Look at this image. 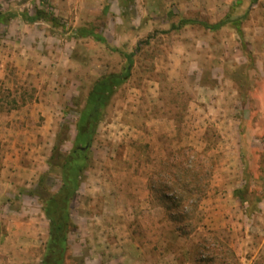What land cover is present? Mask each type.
Masks as SVG:
<instances>
[{"label": "rangeland", "instance_id": "1", "mask_svg": "<svg viewBox=\"0 0 264 264\" xmlns=\"http://www.w3.org/2000/svg\"><path fill=\"white\" fill-rule=\"evenodd\" d=\"M49 4L0 0L1 13L47 9L60 23L0 25V264L41 263L45 201L63 185L65 158L80 184L69 206L76 261L65 264H264V0ZM226 16L243 39L232 24L173 27ZM91 27L107 45L74 35ZM122 54H133L131 77L98 109L90 150L75 153L89 93L122 74ZM196 159L181 176L196 206L184 236L167 211L180 192L162 187Z\"/></svg>", "mask_w": 264, "mask_h": 264}, {"label": "trees", "instance_id": "2", "mask_svg": "<svg viewBox=\"0 0 264 264\" xmlns=\"http://www.w3.org/2000/svg\"><path fill=\"white\" fill-rule=\"evenodd\" d=\"M35 2H39L42 6L49 8V0H31ZM133 2V0H132ZM127 3V2H123ZM108 8H106L107 10ZM105 10V9H104ZM21 17L22 20L27 24H35L38 22H50L53 26H59V19L53 14L48 12L47 9H40L35 8L34 13L31 14L29 11H24L22 14H17L13 12L1 13L0 12V25L8 26V24L18 18ZM232 24L234 28H236L238 35L243 39V31L239 25V20H231L229 16H226L220 22L210 25L204 21L197 20V19H182L180 20L178 25L173 26L175 29H182L187 26L191 25H201L206 29L216 32L224 28L226 25ZM77 38H88L91 37L95 41L107 45V40L99 33L98 28H80L75 30L74 32ZM245 45V44H244ZM245 52L251 57V52L248 50L247 45L244 46ZM113 51L118 52V50L113 48ZM127 59V65L124 68L122 74L119 75H111L107 78H103L99 80L95 86L93 87L92 91L89 93L88 102L95 104V107L92 110H87L83 118L80 121L79 130L80 132H87L88 133V142L91 141L92 136L95 133L96 129V121L93 124V128L88 129L87 122L92 118H95L97 115L98 109L102 106V104L106 103L107 100L113 94V91L116 87L120 86L124 81H127L131 77V71L134 65L133 54H122ZM66 137L64 141H69V134L68 128H66ZM93 134V135H92ZM84 139L78 141V143L84 142ZM200 154H196L195 156L198 157ZM60 154L54 153L51 158V161H54L56 158H59ZM195 159V158H194ZM199 159L195 160L194 162L191 161L189 163V167L182 166L179 172H172L169 175L171 176V187L163 186L162 189L165 193L172 190H177L180 193L181 200L178 202H173L171 206L167 207V211L169 213V218L176 222L177 230L181 231V235L187 236L186 230L190 225L187 222L188 216L186 207H196L193 204H185V199L190 198L189 196L194 195L195 190L193 186L188 183L184 182L181 183V176L187 172H196V165L199 164ZM49 165L52 166L53 164L49 162ZM174 167V166H173ZM63 185L56 194H52L48 196L47 200L45 201L44 213L49 221V239L45 246V252L42 257L40 264H65V260L68 258L71 261H76L75 258L71 254L70 246H69V234L75 228L71 215L69 212V206L72 199L76 196L77 191L80 188L79 182H77V171L78 166L74 163L72 159L65 158L63 163ZM194 175H196L194 173ZM46 177L47 174L42 176L40 181L38 182V187L42 186L44 188L46 184ZM173 187V188H172ZM242 192L236 191L235 196L245 204V200L241 197ZM165 198L168 199V194H165ZM176 210V212H174ZM186 221V222H185ZM213 249V248H212ZM212 249H207L212 254ZM217 254V253H216ZM218 256V254H217ZM211 262L217 260L212 254V258L209 259Z\"/></svg>", "mask_w": 264, "mask_h": 264}, {"label": "flooded vegetation", "instance_id": "3", "mask_svg": "<svg viewBox=\"0 0 264 264\" xmlns=\"http://www.w3.org/2000/svg\"><path fill=\"white\" fill-rule=\"evenodd\" d=\"M95 122V119L92 118L91 120H89L87 122V125H88V129H91L93 128V124ZM75 143H78L79 140L81 139H84L85 141L84 142H81L82 144H80V146H78V151H73V152H79V153H86L90 150V142H88L87 138H88V133L86 132H80L79 129H77V133H76V136H75ZM84 143V144H83Z\"/></svg>", "mask_w": 264, "mask_h": 264}]
</instances>
